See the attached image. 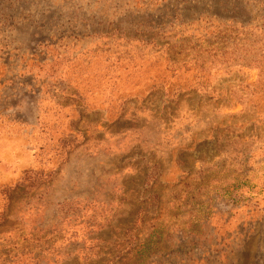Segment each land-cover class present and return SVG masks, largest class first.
<instances>
[{"label":"rangeland","instance_id":"374dc122","mask_svg":"<svg viewBox=\"0 0 264 264\" xmlns=\"http://www.w3.org/2000/svg\"><path fill=\"white\" fill-rule=\"evenodd\" d=\"M0 264H264V0H0Z\"/></svg>","mask_w":264,"mask_h":264}]
</instances>
